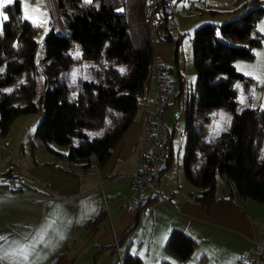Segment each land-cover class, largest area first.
Masks as SVG:
<instances>
[{"label":"trees","instance_id":"trees-1","mask_svg":"<svg viewBox=\"0 0 264 264\" xmlns=\"http://www.w3.org/2000/svg\"><path fill=\"white\" fill-rule=\"evenodd\" d=\"M55 2L65 33L59 34L51 28L45 36L44 59L50 61L45 68L46 77L56 76L58 72L66 70L68 64L64 67L65 58L67 59L65 53L73 48L95 52L106 60L113 59V64H102L97 69V81L66 85V81L62 80L47 87L41 99V108L30 99L23 105H13L14 91L19 88L10 92H1V89L13 84L23 74V70H30L31 47L34 44L31 37H25L32 29L31 25L21 20L19 0H13L5 7L9 19L3 22L1 32L5 36H19L20 40L27 38V42L21 51H15L8 41L0 40V58L4 60V57H13L5 61V69L0 74V132L7 130L15 116L36 112L40 108L42 115L35 136L42 146L63 159L80 165L82 170L90 168L91 157L101 168L141 106L142 96L152 76L154 40L171 41L173 35L178 34H173L170 28V25L173 26V14L171 18H164V23L153 35L149 22L143 17L145 0ZM248 4L252 7L243 14L219 24L203 23L192 33L196 82L193 100L185 111L187 150L184 161L188 179L201 188V194L196 196V201L203 206L214 200L216 172L225 175L239 197L264 202V160L261 161V176L257 177L254 173L257 165L256 146L252 138L254 135L251 136L254 130L250 124L252 118L257 120L258 116L254 119L250 109L243 113L234 110L237 104L234 81L252 78L237 71L232 62L236 58L252 59L253 49L262 40L255 26L264 15V7L259 4V0H235L233 8L227 12L235 13ZM177 45L178 42L174 48L175 58ZM74 92H77L76 96H71ZM213 107H226L231 110L232 123L227 130L204 142L201 139V125H196L193 112L197 110L198 113L204 108ZM90 127L100 128V135L89 137L85 134L84 130ZM73 137L77 141L72 144ZM51 141L67 144L69 148L66 152L56 151L48 146L47 143ZM196 148L202 154L203 160L198 170H192L189 163ZM3 173L13 176L9 169ZM141 205H148L147 200L139 206ZM105 217L106 210L102 208L86 222L90 238L95 235ZM131 229L126 230L117 241L118 248L124 242L122 248L125 252L120 253L121 263L142 264L138 257L128 252L125 245L124 240ZM166 248L178 259L185 260L191 254L194 242L181 231L173 230L166 241ZM71 262L72 259L62 253L53 264ZM159 264L171 263L162 261Z\"/></svg>","mask_w":264,"mask_h":264},{"label":"crops","instance_id":"crops-1","mask_svg":"<svg viewBox=\"0 0 264 264\" xmlns=\"http://www.w3.org/2000/svg\"><path fill=\"white\" fill-rule=\"evenodd\" d=\"M185 1H176L172 17L174 28V17L186 12L185 7L188 5ZM192 1L194 4L190 13H193L194 17H201L205 23L223 22L252 7L248 4L245 8L230 14L227 12L233 8L235 0ZM259 4L264 7V0H259ZM255 28L261 34L262 40L260 45L254 48L249 65L251 69L253 66L252 70L259 68L263 73L260 85L256 74L251 76L252 80L257 82L255 89L257 88L262 96L264 15L256 23ZM177 33L179 34L178 30ZM154 42V57L163 59L168 64V81L169 84L172 82L170 87L173 90L170 104L176 103L179 97L177 93L181 88L178 90L173 77L172 44L159 39ZM244 63L237 61L235 67L238 68ZM176 68L177 72V65ZM178 76L179 73L177 78ZM154 82L155 75L152 70L150 84L142 96L141 106L135 118L112 148L108 161L101 168L96 165L93 157L90 168L82 170L80 165L57 155V158L48 157V161L43 162V164L49 162L47 165L52 167L49 170L45 169V175H42L41 169L37 167H29L24 174L15 172L12 165L0 169L2 172L9 169L17 179L14 189L0 185V256L6 257L3 264H16L21 260L20 249L34 242L36 247L29 260H35L36 264H53L62 253L72 259L71 264H116L118 255L115 243L130 228L132 229L124 240L125 245L128 252L138 257L142 264H159L162 261L171 264H241L244 251L264 236V202L239 197L225 175L217 172L214 200L207 206L196 201V196L201 194V188L192 184L186 175L185 125L184 141L182 146L180 142L178 148L180 152L174 153L172 144L174 132H170L169 115L164 121L167 108L164 110L163 122L168 129L170 155L158 170L155 184L157 191H145L141 203L147 200L148 205H141L132 212L124 208L131 193L133 174L136 170L135 161L143 135L144 109L146 107L151 109L153 105ZM235 100L239 109H250L256 117H259L260 112L264 113V94L261 99H255L252 89L251 91L247 89L241 98H238L236 93ZM187 101L188 97L186 107ZM206 109L208 108L198 113L197 110L193 112L196 125H201V139L204 142H208L230 126L226 121L225 129L220 127L210 132L207 128L209 119L205 115ZM197 116H202L204 122L200 123ZM184 122L186 124V115ZM84 133L89 137H95L100 135L101 129H97L93 135L86 130ZM76 141L77 139L72 140V144ZM47 144L56 151L66 152L63 147V150H57V146L51 142ZM263 145L261 143L259 149ZM32 146L46 148L41 143ZM39 151L46 153L41 149ZM193 156L189 168L198 170L203 156L197 148L194 149ZM94 166L96 169H92ZM33 168L36 173L33 172ZM260 169L261 160L254 169L257 177L261 176ZM86 174L90 177L89 180L86 179ZM98 177L101 178L99 185L96 181ZM86 181L88 183L84 184ZM219 182L228 190L223 189ZM102 208L106 209V217L99 224L95 235L90 238L86 222ZM173 230L181 231L194 242V248L185 260L178 259L166 248V241ZM40 240L44 242L40 243ZM122 245L118 248L119 253L125 252Z\"/></svg>","mask_w":264,"mask_h":264},{"label":"rangeland","instance_id":"rangeland-1","mask_svg":"<svg viewBox=\"0 0 264 264\" xmlns=\"http://www.w3.org/2000/svg\"><path fill=\"white\" fill-rule=\"evenodd\" d=\"M12 1L13 0H11V2ZM83 1L86 2V0ZM184 1L185 0H180V2ZM19 3L21 8V20L27 21L32 28L25 35V37H31L34 41V44L31 47V60L29 62L31 66L30 70H23V74L20 75L13 84L7 85L5 87L3 86L1 89V92H10L14 88H19L18 90L14 91V96L12 99L13 105H23L28 102V99H30L36 103L37 107L39 106L41 108V99L47 87H52L62 80L66 81V85H81L83 81H97L99 80L97 69H99L102 64H113V59L106 60L102 55L95 52H85V49L73 48L68 49L65 53L67 59L65 58L64 67L66 63L68 64L66 70L58 72L56 76L52 75L49 78L46 77L47 71L45 68L46 65L50 64V61H46L44 59L45 36L51 28H54L55 32L59 34L65 33L64 26L57 12L56 2L55 0H19ZM9 4L10 2H8V0H0V32L3 30V22L9 19L8 12L5 9V7ZM185 4L188 5L185 7L186 12L183 14L180 13L177 17H174V26L178 30L179 34L173 35L171 41L163 40L166 43L172 44L171 47H173V59L175 65H173V77L178 90L181 88V91L177 93L179 94L177 102L171 103L169 107H167L164 118V121H166V116L169 115L170 120L168 121L171 124H169V128H171L170 132H174V135L172 136L174 153L177 151L180 152L178 150L179 144L181 142L182 146L184 141L183 129L185 125L186 97H188L187 104L189 105L190 101L193 100V94L195 92L196 70L193 64L192 33L195 28L205 23L202 22L201 17H194L193 13H190L191 6L194 4L192 0H186ZM190 21L192 22L190 23ZM216 34L219 37L220 34L218 31ZM0 40L8 41L10 46H12V50L15 51H21L24 47V43L27 42V38L25 40H20L19 36H5L3 32L0 33ZM176 42H178V45L177 56L175 58L174 48L176 47ZM10 58L13 59V57H4V60L0 58V61H2V63H0V74L5 69V61ZM237 61H242L245 63L240 64L237 68L235 67V62ZM250 61L251 59L236 58L233 60L232 64L237 71L243 73L249 78H251V76L255 73L257 79H259L258 85H260L263 73L259 68L252 70L253 66L251 69V66L249 65ZM115 65L118 68L120 67L118 64ZM176 65L178 66L177 72ZM177 73H179L178 78ZM171 84L172 82H170V85ZM256 84L257 82L253 81L252 79H246L244 81L235 80L233 86L236 90L238 98H241L247 92V89L248 91H251L252 89L253 97L255 99H261L264 91L262 89V96H260L259 90H257V88L255 89ZM76 94L77 92H74L71 94V96H76ZM177 94L175 95V98H177ZM40 108L36 112L21 113L15 116L9 124L7 130L4 133L0 132V169L4 168L5 166L12 165L13 169L15 168V172L24 174L25 170H28L29 167H37L41 169L42 175H45V169L49 170L52 168L51 166L47 165L49 162L47 164H43V162L48 161V157L57 158L58 156L49 151L47 148H38L37 146H32L40 143L38 138L35 136L36 128L42 115ZM225 108L213 107L206 109L205 115L209 119L207 128H209L210 132H213L214 129H220V127H223L221 129H225L224 123H226V121L228 126L231 124L232 112L229 110L231 112L230 113ZM234 110L237 113H243L246 111L242 108L239 109L237 104ZM197 118L200 123L204 122V118L202 116H197ZM254 119H256V116H254ZM250 124L251 129L254 130V132L251 133V136L254 135L252 138L256 146L255 159L257 162L260 160L263 161L264 145L261 149L259 148L261 143L264 144V113L260 112L257 120H253L252 118V122ZM97 129V127H90L86 128L85 130L90 135H93L96 133ZM74 139L77 138L73 137L72 140ZM51 144L57 146V150H63V148L68 150L69 148L67 144H57L52 141ZM40 149L44 150L46 153L44 154L40 152ZM69 161L73 162L71 160ZM92 169H96V166H94ZM32 170L34 173H36L35 168ZM95 171L94 173L97 177V173ZM89 178L90 177L88 174H86V179L89 180ZM96 181L99 185L101 183V178L98 177ZM87 183L88 181L84 182V184ZM219 185L222 184L219 182ZM222 188L228 190L225 185H222ZM131 194L132 190L129 197H127L128 199L131 197Z\"/></svg>","mask_w":264,"mask_h":264},{"label":"built area","instance_id":"built-area-1","mask_svg":"<svg viewBox=\"0 0 264 264\" xmlns=\"http://www.w3.org/2000/svg\"><path fill=\"white\" fill-rule=\"evenodd\" d=\"M176 0H145L142 8L143 17L149 22L151 33H157L164 18H171ZM173 34L177 30L170 25ZM152 70L155 75L153 84V105L144 109L143 135L140 140V150L136 158V170L133 174L132 194L124 208L132 212L139 207L146 190L156 192L157 173L162 162L170 155L168 129L163 122L164 110L169 106L173 90L168 81V64L165 60L154 57ZM17 179L9 173L0 171V185L11 189L16 188ZM119 264L121 255L118 244L115 243ZM264 260V236L248 247L243 254L241 264H262Z\"/></svg>","mask_w":264,"mask_h":264},{"label":"snow or ice","instance_id":"snow-or-ice-1","mask_svg":"<svg viewBox=\"0 0 264 264\" xmlns=\"http://www.w3.org/2000/svg\"><path fill=\"white\" fill-rule=\"evenodd\" d=\"M8 2H11V0H8ZM86 2H90V0H86ZM39 242L43 243L44 241L40 240ZM35 247L36 243L34 242L33 244L27 245L24 248L20 249L21 260L17 261L16 264H36L35 260H29L30 255L35 250ZM4 259H6L5 256H0V264H3Z\"/></svg>","mask_w":264,"mask_h":264}]
</instances>
